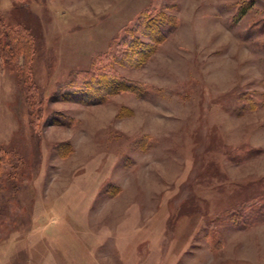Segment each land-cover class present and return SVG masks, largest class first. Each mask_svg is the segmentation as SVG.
<instances>
[{"label": "rangeland", "instance_id": "rangeland-1", "mask_svg": "<svg viewBox=\"0 0 264 264\" xmlns=\"http://www.w3.org/2000/svg\"><path fill=\"white\" fill-rule=\"evenodd\" d=\"M0 264H264V0H0Z\"/></svg>", "mask_w": 264, "mask_h": 264}, {"label": "trees", "instance_id": "trees-1", "mask_svg": "<svg viewBox=\"0 0 264 264\" xmlns=\"http://www.w3.org/2000/svg\"><path fill=\"white\" fill-rule=\"evenodd\" d=\"M100 80H101V79H99V78H98V80H97V81H100ZM97 83H98V82H97ZM98 84H99V83H98ZM99 85H100V84H99ZM99 85H98V87H99Z\"/></svg>", "mask_w": 264, "mask_h": 264}]
</instances>
